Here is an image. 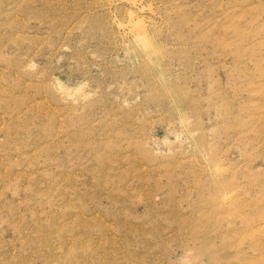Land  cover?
I'll list each match as a JSON object with an SVG mask.
<instances>
[{
    "label": "rangeland",
    "instance_id": "rangeland-1",
    "mask_svg": "<svg viewBox=\"0 0 264 264\" xmlns=\"http://www.w3.org/2000/svg\"><path fill=\"white\" fill-rule=\"evenodd\" d=\"M0 264H264V0H0Z\"/></svg>",
    "mask_w": 264,
    "mask_h": 264
},
{
    "label": "bare ground",
    "instance_id": "bare-ground-1",
    "mask_svg": "<svg viewBox=\"0 0 264 264\" xmlns=\"http://www.w3.org/2000/svg\"><path fill=\"white\" fill-rule=\"evenodd\" d=\"M132 1V0H131ZM134 1V0H133ZM136 17V16H135ZM135 17H133L131 15V13L129 14V21L132 23V28L135 30V34H136V37L141 40L143 42L144 45L147 44V40H146V31L143 24L141 23L142 21L139 22L140 19H138L136 21ZM138 18V17H137ZM145 25V24H144ZM145 32V33H144ZM140 41V42H141Z\"/></svg>",
    "mask_w": 264,
    "mask_h": 264
}]
</instances>
